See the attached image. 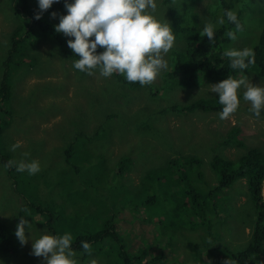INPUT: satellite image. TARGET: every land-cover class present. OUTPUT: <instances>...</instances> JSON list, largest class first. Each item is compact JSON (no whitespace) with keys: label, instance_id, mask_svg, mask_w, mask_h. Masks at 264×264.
<instances>
[{"label":"rangeland","instance_id":"374dc122","mask_svg":"<svg viewBox=\"0 0 264 264\" xmlns=\"http://www.w3.org/2000/svg\"><path fill=\"white\" fill-rule=\"evenodd\" d=\"M2 2H6V0H0V3ZM208 3L209 0H204L197 7L203 10ZM163 5L164 0H159L157 16L160 18L164 13V19L168 21L167 6ZM63 14H65L64 8L56 13V17L49 13L45 16L46 22L54 26L59 22L58 17ZM8 16V14L0 11V82L3 80L5 70L3 61L7 58L4 41L18 26V21L14 19L9 21ZM206 18L209 19L208 16ZM206 18H200V22L205 21ZM21 23H23L22 20ZM34 39L38 41L37 46L26 52L29 56V58L26 57V60H30V64L32 58L36 59L31 69H25L29 65H23L22 68L17 69L14 63L18 59H12L9 64L8 72L12 84V96L9 99L8 107L12 111V117H10L11 123L0 138V146L15 161L25 159L22 156L24 152L29 153L26 159L39 161L40 171L34 175V182L32 180L27 183L25 188L23 183L32 176L27 175L26 172H21L22 177L18 183L20 194L15 192L12 179L7 176L6 170L0 163V223L8 227L17 251L16 261L12 262L0 257L4 260H1L0 264H44L42 258L31 254V240H26L23 245L20 244L14 235L15 226L21 217V212H23L22 217L31 223L30 235L26 232V237L29 235L30 239L37 238L40 234L39 231H43L40 226H45L44 223L39 222L45 221L44 216L36 213V210L35 212H32L31 209L25 210L24 206L27 202L22 194L33 201L39 199V201L46 203L47 208L52 210V205L57 203L55 197H62L55 180H58L59 177L65 179L63 172L73 182V191L82 192L88 196L95 190L101 191L103 194L100 199L104 206H106V200L103 197L106 195L121 196L118 194V188L121 187L123 192L128 194L126 198L122 195L123 200L121 202L133 212L136 216L134 218L138 220L137 225L135 222L131 223L135 229V234L131 235V245L142 242L153 246L156 242L162 243L166 240L167 245L171 243L173 247L160 246L165 250L163 262L168 261V264L172 262L175 264H200L195 261V257L200 252H208L206 248L200 249L201 237L205 230L203 227H199L195 231L190 230L188 226H192V224L188 223L185 215L180 217L170 209V205L174 204L176 199L169 203L164 201L165 194L171 193L170 186L165 184V176L161 171L156 172V170H161L160 167L166 166L168 160L181 151L184 155L195 154L202 157L206 164L204 171H211L208 167V161L212 155L210 149L219 142V136H221V140L234 128H237L238 132H233L232 136L234 139L237 138L244 142L245 146L235 147V142L232 141L221 153V149L216 150V154L225 160L234 162L248 149L255 148L264 152V111L261 112V117L257 119L249 111L250 104L245 102L239 104L236 113L224 120L219 119L217 113L184 112L183 115L190 118L187 124L190 131L183 130L181 125L177 124L176 121L180 119V116L176 115L177 113L168 112L166 113L168 121L164 116L159 117L163 124L157 126H163L162 129H165L162 136L158 137L154 133H149L150 136H144L135 129V112L138 113V119H142L147 112L146 108L152 106L168 109L170 106H185L191 103L189 99L195 95L194 99L196 100L202 95L218 97V94L210 91L212 84L183 92H179L178 89L168 91L162 89L160 96H157L155 100H151L149 96L151 101H148V89L146 87L142 86L136 90H114L111 77L103 78L98 72L87 75L73 69V62L60 54L59 47L54 40L45 39L41 35L34 36ZM182 48L183 46H181ZM239 48L245 47L239 43ZM169 56L170 53L165 56L167 61ZM158 79L159 75L151 84H154L153 86L160 84ZM251 82L264 86V81L254 78L253 75ZM124 92L128 95L127 101L123 98ZM239 92L242 93L243 89ZM112 114H116V117L111 119L110 123L108 122L109 134L104 138L102 136V142L96 140L98 145L94 146L92 151L89 150L92 147L89 142L75 143V152L71 161L72 168L66 167L64 150L74 142L78 132L83 130V123H85V136L92 138L100 131L96 132L95 129L97 128L90 127V124L101 123L105 125L107 123L105 116ZM120 115H125V119L133 122V124L123 126ZM125 127H128L129 130H126ZM165 137L169 141L165 140ZM197 137H199V147H195L194 139ZM167 142L172 143L170 144L171 147L167 145ZM16 143L19 144V147L15 151L10 150V146ZM207 143L208 147L206 148ZM123 158H130V160L123 163L122 166L119 162ZM90 160L97 162V169L94 172L97 176L84 178L83 173L87 172ZM101 160H103L101 164L104 170L110 171L112 169L111 177L106 178L105 172L98 168ZM74 167L79 170H74ZM195 175L198 174L195 172ZM211 175L213 176L212 171L210 172ZM213 178L214 176L209 187H211ZM41 179H44V184L37 187ZM144 180L145 189L138 191ZM180 186L182 189L186 188L184 181L180 183ZM235 188L238 195L229 192V197L232 198L229 207L235 211H240L239 218L237 216L239 221H246L247 215L253 214L252 202L246 199L245 194L248 192L244 181H239ZM126 189L134 192H126ZM50 190H55L56 194L54 195ZM49 193L54 196L50 197ZM179 194L178 191L173 193V195ZM261 196L264 201V185ZM45 205L43 206L45 207ZM36 207H40V205L36 203ZM222 207L225 209L223 204H217L219 213H222L220 210ZM117 210L120 209L114 207L111 213L114 214ZM58 211L60 212V210ZM140 215L141 218H138ZM206 217L209 218L210 216L207 214ZM58 218L59 221L63 219L62 217ZM238 220L235 219L236 224H230L229 220L228 222H218L219 224L215 227V232L218 233L219 237L222 236L223 243L227 241L226 244L232 249H239L238 245H241L250 233V228L238 224ZM246 224L250 225L251 223ZM237 226H241V230L236 229ZM61 229L66 232L73 231L76 234L80 226H73V228L61 226ZM206 232L208 233L207 229ZM120 236L122 235L120 234ZM160 247H154L147 256L155 260L161 254ZM95 250L99 251V258H91L95 264H117V255L113 253L114 250L108 242L100 243ZM78 260L80 264H90L89 261Z\"/></svg>","mask_w":264,"mask_h":264},{"label":"trees","instance_id":"16d2710c","mask_svg":"<svg viewBox=\"0 0 264 264\" xmlns=\"http://www.w3.org/2000/svg\"><path fill=\"white\" fill-rule=\"evenodd\" d=\"M203 1L164 0L163 6H167L166 14L175 33L176 40L173 49L169 52V59L168 61L166 60V68H168L163 69L162 74H159L158 80L162 84L153 86L154 84L150 83L143 86L148 89V101L155 100L157 96H160L162 89L165 91L178 89L179 92H183L198 87L202 88L203 85L215 84L227 76L239 78V70L231 69L227 58L221 55L226 47L239 48V43L244 47H250L255 53L254 63L244 70L245 75L250 81L252 80V75L254 78L264 81V0H209L205 9L202 10V8L197 6H200ZM63 2L64 0H60V2L52 4L49 9L41 14L39 20L34 19V15L39 11L36 0H6V2L0 3L1 13L8 14L7 19L9 21L13 19L18 21V26L12 30L4 41L7 58L3 61L5 69L4 77L0 82V138L4 130L11 123L10 117H12V111L8 107L9 99L12 96V84L9 79L10 73L8 72L9 64L12 62V59H18L14 63L17 69L22 68L23 65H29L25 69H31L36 59L32 58L30 64V60H26V57L29 58L26 52L30 48L37 46L38 41L34 39V36L41 35L45 39L54 40L63 57L70 59L72 62L78 59L67 47L66 40L63 39L62 35L54 31L52 24L46 22L45 16L49 13L61 11L64 8ZM225 9H231L237 13L238 19L242 24V31L236 34V40H229L225 33L229 28H233L234 30V26L226 22L225 25L218 27L214 36L215 43L210 45L207 37L201 36L204 21L200 22V18L208 16L209 19L206 18V20L215 21L218 16L223 14V10ZM21 20L23 23H21ZM181 46H183L182 49ZM101 50V48H98L97 52ZM111 81L114 83V90H136L142 87L138 82H126L118 74H113ZM195 96L189 99L191 103L185 106H170L168 109L154 106L146 108L147 112L142 119H138V113L135 112V129L144 136H150L149 133H154L156 136L161 137L165 129H162L163 126H157L158 124H163L162 119L159 117L164 116L168 121L166 113L172 112L180 116L179 121H176L177 124L181 125L183 130L190 131L187 125L190 118L183 115L184 112L200 111L205 114H218L221 110V105L217 103L218 97H206L202 95L196 100L194 99ZM123 98L127 101L128 95L126 92L123 93ZM238 98L241 100L240 104L246 102L242 99L241 92L238 93ZM105 117L107 120L105 125L101 123H89L90 127L97 128L95 129L96 132L100 131L92 137L93 139L85 136V123H83V130L78 132L74 142L69 144L64 150L66 167L72 168L71 161L75 152V143L89 142L92 145L89 150L92 151L94 146L98 145V142L95 141L99 140L102 142L103 138L109 134L110 127L108 124L112 121L111 119L116 117V114ZM119 117H121L120 120L123 126H131L133 124V122L131 123V121L125 119V115H120ZM114 128L117 129L115 126ZM125 129L129 130L128 127H125ZM233 132L237 133V128L232 129L221 140V136H219V142L216 143L215 147L210 149L212 155L208 161V167L214 176L211 187H209L213 177L212 175L210 176L211 171H204V167L206 166L205 161L202 157L195 154L184 155L183 152L179 151L177 155L168 160L166 166L160 167L161 170H156V172L161 171L165 176V184L170 186L172 193H166L164 201H168L169 203L171 200L176 199L175 203L170 205V209L180 217L185 215L188 223L192 224V226H188L190 230L195 231L199 227H203L205 230L201 237L200 249L206 248L208 252H200L195 257V261L200 264H264V201L261 196L264 180V152L251 148L234 162L223 159L219 154H216V150L221 149V153L232 141L235 142V147L245 146L241 140L234 139L232 136ZM214 136L216 137L215 133ZM198 138L194 139L196 143L195 147H199ZM165 140L169 141L166 137ZM93 141L94 144H92ZM170 144L172 143L167 142V145ZM202 149H205V147H202ZM9 160H13L11 155L6 153L0 146L1 165L4 167L5 163ZM129 160L130 158H123L119 163L123 166V163L129 162ZM99 163L98 168L105 172L106 178L111 177L112 169L110 171L104 170L101 164L103 160L99 161ZM96 164V161L90 160L87 172L83 173L84 178L97 176L94 174L97 169ZM5 170L7 176L13 181L12 184L15 192L20 193L18 183L22 177V173L16 172L15 167ZM74 170L78 171L79 169L74 167ZM120 170L122 171V169ZM195 172L198 175H195ZM63 175L67 181L61 177L55 180L62 197H55L57 203L56 205H52V210L47 208L46 203L39 201V199H34L33 201L22 194L27 202L24 209H31L32 212L36 210V213L44 216L45 226H40L43 231L46 230L52 234L62 235L66 231H62L61 226H71L72 228L73 226H80L76 234L73 231L68 233L73 236L72 247L78 253L77 258L82 261L91 262V258H99V251L95 249L100 243L108 242L114 250L113 253L117 255V264L169 263L168 261L163 262L165 250L160 247L164 245L173 247L171 243L167 245L168 242L166 240L162 241V243L156 242L153 246L142 242L131 245V235L135 234V229L131 226V223L135 222L137 225L138 220L134 218L136 216L133 212L121 202L123 200L122 195L125 198L128 195L123 192L121 187L118 188V194H121V196H111L108 194L106 197H103L106 200V206H104L100 199L103 194L101 191L95 190L90 196L82 192H75L73 191V182L70 181L66 173L63 172ZM29 180L23 183L24 188L27 186V183H30L32 180L34 182V175ZM183 181L186 187L184 189L180 186V183ZM239 181H244L248 192V194H245L246 199H249L253 206V214H248L246 221H239L240 211H235L229 207L232 203L229 192L238 195L235 186ZM41 184H44V179H41L37 187ZM143 188L145 189V180L142 181L138 191H141ZM125 191L134 192L128 189ZM174 191H178L180 194L173 195ZM50 192H53L54 195L56 194L55 190H50ZM54 195H50V197ZM36 203L40 207H36ZM219 203L225 206V209L223 207L220 209L222 213L217 211V204ZM114 207H118L120 210L112 214L111 211ZM22 214L23 212L20 214L21 217ZM207 214L210 216L209 218L206 217ZM58 217H62L63 219L59 221ZM138 218H141V215ZM235 219L238 220V224L250 228L249 236L243 240L241 245H238L239 249H232L226 244L227 241L223 243L222 236L219 237L218 233L215 232V227L220 222H228L229 220L230 224H236ZM246 223L251 224L248 225ZM236 229L241 230V226H237ZM82 240L90 244V255L82 254L83 250L80 248V241ZM168 241L171 242V240ZM156 246L160 247L161 254L154 260L153 258H149L147 254ZM16 254L17 251L8 227L0 223V257L13 262L17 260ZM5 263L8 262L5 261ZM171 264L175 263L172 262Z\"/></svg>","mask_w":264,"mask_h":264},{"label":"clouds","instance_id":"9594fccd","mask_svg":"<svg viewBox=\"0 0 264 264\" xmlns=\"http://www.w3.org/2000/svg\"><path fill=\"white\" fill-rule=\"evenodd\" d=\"M58 2L60 0H36L39 11L34 19L39 20L44 11ZM158 5L159 0H64L65 14L58 17L54 31L70 38L66 40L67 47L78 57L72 63L73 69L87 75L98 72L103 78L118 74L126 82H138L144 86L152 83L166 68L165 56L173 49L176 40L164 13L158 18ZM50 15L56 17L54 12ZM226 22L233 25L234 30L229 28L225 35L229 40H236L242 24L231 9L223 10L215 21L205 20L201 36H206L210 45L215 43L218 27ZM98 47L102 49L99 52ZM221 55L227 58L231 69L239 70V78L227 76L211 85L210 91L218 94L217 103L221 105L218 118L227 119L237 111L240 104L238 92L243 89L242 99L250 104L249 111L259 119L264 111V86L253 84L244 73L254 63V51L250 47H226ZM18 147V143L13 144L10 150L15 151ZM28 155L24 152L25 159L7 161L4 168L15 167L18 173L35 175L40 171V163L27 160ZM30 227L31 223L25 217H19L14 235L21 245L31 240V254L42 258L44 264H80L70 233L56 235L45 230L39 231L37 238L30 239ZM80 248L82 254H91L87 241H80Z\"/></svg>","mask_w":264,"mask_h":264},{"label":"bare ground","instance_id":"6f19581e","mask_svg":"<svg viewBox=\"0 0 264 264\" xmlns=\"http://www.w3.org/2000/svg\"><path fill=\"white\" fill-rule=\"evenodd\" d=\"M58 12H60V11H57L56 13H58ZM60 34L62 35V37H63L64 40H67L68 37L63 36L62 33H60ZM39 64H40V63H39ZM76 71H77V70H76ZM211 84H213V83H211Z\"/></svg>","mask_w":264,"mask_h":264}]
</instances>
